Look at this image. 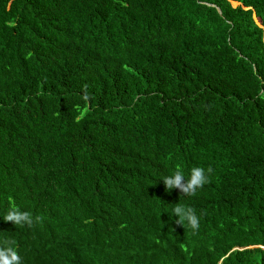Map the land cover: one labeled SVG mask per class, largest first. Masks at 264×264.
Here are the masks:
<instances>
[{
	"label": "trees",
	"instance_id": "16d2710c",
	"mask_svg": "<svg viewBox=\"0 0 264 264\" xmlns=\"http://www.w3.org/2000/svg\"><path fill=\"white\" fill-rule=\"evenodd\" d=\"M7 238L23 264H264V0H0Z\"/></svg>",
	"mask_w": 264,
	"mask_h": 264
},
{
	"label": "clouds",
	"instance_id": "9594fccd",
	"mask_svg": "<svg viewBox=\"0 0 264 264\" xmlns=\"http://www.w3.org/2000/svg\"><path fill=\"white\" fill-rule=\"evenodd\" d=\"M214 172L213 167L194 166L190 169L187 176L181 167L176 169L169 175L163 177V183L167 191L178 189L183 196H195L198 190L210 183L211 176ZM171 215L178 217L176 224L185 226L197 234L200 229L201 217L197 214L195 208L177 203L174 205ZM3 220L11 222L17 227L33 228L37 224L43 222L42 215H34L30 210H22L16 205L9 206L7 212L3 215ZM264 248V247H263ZM0 264H23V259L19 254L17 242L14 239L7 238L0 241Z\"/></svg>",
	"mask_w": 264,
	"mask_h": 264
}]
</instances>
